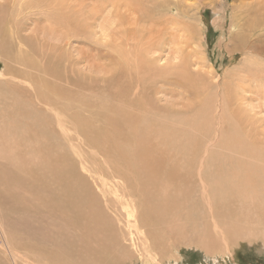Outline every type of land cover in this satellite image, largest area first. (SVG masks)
<instances>
[{"label": "rangeland", "instance_id": "374dc122", "mask_svg": "<svg viewBox=\"0 0 264 264\" xmlns=\"http://www.w3.org/2000/svg\"><path fill=\"white\" fill-rule=\"evenodd\" d=\"M56 3H61V6L54 11L51 7ZM15 5L10 8L7 0H0V13L2 17L6 15L2 18L0 32L3 38L0 71L4 70L0 72V135L3 138L0 139V223L10 228V233L6 228L7 235L13 237L14 246L20 251H26L23 241L35 243L39 248L55 246L58 253H73L72 264H84L83 251L87 253L89 245V249L84 248L83 251L79 246L80 254L77 248L79 242H71L73 231L84 235V230L85 236L90 237L83 238L77 233L79 240L92 239L93 245L97 242L93 264H264V183H250V187L240 183L239 179H244L243 170L247 167L235 161H225L224 156L229 154V148L222 143L224 139L231 138L232 146L240 154L236 150L232 153L244 156L237 147L243 148L249 136L247 131L256 128L259 118L263 119L261 122L264 125V82L262 87L256 82L264 71L254 68L264 67V56L250 50L264 47V0H16ZM12 16L15 18L12 19ZM10 23L13 25L10 26ZM133 35H136L135 39ZM127 42H136L144 55L154 58L156 63L154 67L145 68L143 82L146 90L149 88L148 96L152 86L155 85L152 92L159 89L151 94V99L158 98L153 99L155 103H147L151 106L150 114L142 115L145 117L138 119L140 123L132 119H137V110L133 109L130 113L131 108L127 107V103L122 106L124 102L116 97L118 94H114L117 88L114 83L109 84L111 80H107V75L118 61V49L121 54L123 48L132 54L137 51V47L126 46ZM118 44H121V48ZM10 47H13L12 50ZM186 60L190 61L188 69L192 71L199 70L208 75L213 72L212 81L219 85L207 91L197 83V74L190 75L196 83L190 82L191 78L186 81L181 67ZM103 77H107L106 81ZM155 77L157 82L152 80L153 85L150 79ZM203 78L209 81V77ZM220 86L228 92L224 93ZM109 102L114 103L113 106L118 104L116 111L112 110V104V107L107 104ZM239 104L241 109L237 110ZM153 105L156 108H152ZM4 106L8 111L3 110ZM118 108L124 113L120 110V114ZM164 108H168L169 112ZM154 109L159 115L154 113ZM177 109L180 111L174 113ZM126 110L132 114V118L128 117ZM88 113L94 115L89 116ZM58 114L68 120L67 125L65 123L66 128L70 129L68 132L75 130L81 135L86 133V137L82 138L84 153L81 151V155L71 149V144L76 143L71 142L75 141V135L72 134V138L71 134L63 136ZM242 116H249L246 123ZM85 117L95 126V139L100 140L92 139L91 131L84 124L89 122L85 121ZM101 123L104 128L100 126ZM170 124L174 125V133ZM235 125L246 127V130L241 131ZM142 127L144 130L140 134L144 137L140 136L143 139L137 133ZM233 127L239 128L238 134ZM110 128L115 129L116 135L121 134L106 145L103 136L107 141ZM31 134L32 140L29 139ZM130 134L132 137L137 134L133 139L139 145L137 141H132ZM238 142L240 144H236ZM89 143L103 149L91 148ZM114 144L117 148L113 147L112 150ZM95 150H104L106 155L98 157L99 153H92ZM114 153L117 154L115 157ZM248 161V172L264 178V162L260 159L258 162ZM89 162L90 165L87 164ZM105 163L123 169L118 175L124 184L127 183L129 196H118L121 188L113 179L107 178L106 186L99 179L97 181L95 170L106 171ZM134 166L135 170L132 169ZM110 202L112 205L116 203L114 210ZM123 202L128 204L130 213L137 207L139 227L151 239L155 259L141 250L137 252L138 248L137 251L130 248L127 242L130 234H134L133 239H138L140 234L137 228L129 225L134 217L121 209L124 208ZM220 210H223V214ZM120 217L128 226L118 221ZM76 219L78 225L75 230L72 226ZM117 224L122 225L124 231ZM232 227L240 229V232ZM46 228L53 233L46 231ZM49 241H52L51 245L47 243ZM124 242L130 249L124 246ZM31 248L36 249L35 245ZM0 261V264L10 263L4 253L0 254Z\"/></svg>", "mask_w": 264, "mask_h": 264}, {"label": "bare ground", "instance_id": "6f19581e", "mask_svg": "<svg viewBox=\"0 0 264 264\" xmlns=\"http://www.w3.org/2000/svg\"><path fill=\"white\" fill-rule=\"evenodd\" d=\"M51 2H52V0H50ZM17 3H18V1H17ZM40 3H41V1H39L38 3H37V5L39 6L40 5ZM16 4V0H7V6H9L10 8H12V7H14V5ZM116 4V3H115ZM1 5H3V4H1ZM7 6H6V8H7ZM15 6H17L18 7V5H15ZM61 6V3H56L55 5H53L51 8L55 11V10H57V8L56 7H60ZM18 9H19V7H18ZM6 10V9H5ZM0 12H2L1 11V9H0ZM3 16V14L1 15V13H0V32H2V25H1V21H2V18H4V17H2ZM8 17V16H7ZM13 18H15L14 16H12V19ZM8 19V18H7ZM9 19H10V17H9ZM10 21V20H9ZM11 22V21H10ZM9 23V22H8ZM3 24V23H2ZM12 25H13V23H12ZM11 25V23H10V26H12ZM240 26V25H239ZM6 27V26H5ZM11 29V27H9L8 26V29ZM253 28V27H252ZM244 30V29H243ZM5 31V30H4ZM9 31V30H8ZM240 31V30H239ZM122 32V31H121ZM125 32V31H124ZM136 32V31H135ZM5 33H7V30H6V32ZM15 34H16V32H14ZM142 33V32H141ZM134 34V33H133ZM143 35V34H142ZM17 36V35H16ZM133 36H135L134 37V39L136 38V35H133ZM144 36V35H143ZM122 37H124L123 35H122ZM121 37V38H122ZM127 38V37H126ZM133 39V38H132ZM2 40H3V38L1 39V33H0V45H1V43H2ZM127 40V39H126ZM123 41V40H122ZM119 42V41H118ZM126 42V41H125ZM131 42V41H130ZM259 43V42H258ZM121 44H123V43H121ZM121 44H118L119 46H120V48H121ZM247 44V43H246ZM7 45V44H6ZM126 46H129L130 48L131 47H137V51L135 52V53H130L129 51H127L126 49H124L123 48V52H122V54L121 53H118L119 52V49L116 51V53L118 54V61L117 62H115V67L112 69V70H110V74L109 75H107V77H103V79H104V81H106V79L105 78H107V80L109 79V80H111L112 82H109V84L111 83V84H113V85H115V88H117V90L116 89H114V94H118V96H116L117 98H119V100L121 99L123 102H124V105H122V106H125V103H127V107H129V108H131V110L129 111L130 113L133 111V109H136L137 110V112L139 113H136L138 116H137V119H135V118H132L133 116H132V114H130L129 112H127V110H126V113L128 114L129 113V115H128V117L129 116H131V118L133 119V121L134 120H140V118H141V116L142 115H144L145 114V116H147V115H149L150 113H149V109L151 108V106L150 105H147V103H149V102H151V101H153V99L154 98H158V97H154L153 99H151V94H154L155 93V91L158 89H156L154 92H152V90L153 89H155L154 87H155V85H154V83H155V81L157 82V78H159V76L156 78L155 77V79H150L151 80V84H153L154 85V87L152 86V88H150V90H149V96H148V92H147V90L149 89H147L146 90V88L144 87V82H143V78H144V74H143V71H146L145 70V68L147 67V66H153L154 67V65L156 64L155 62H154V58H152V57H150V58H148V56H145L146 54L144 53V52H142L141 51V47L139 46V45H137V43L135 42L134 44H131V43H129V42H127L126 44H125ZM137 45V46H136ZM7 46H9V45H7ZM125 46V48H127ZM252 46V45H251ZM2 47V46H1ZM5 47V46H4ZM11 48V47H10ZM13 48V47H12ZM12 48H11V50H12ZM19 48V47H18ZM117 48V47H116ZM245 48V47H244ZM4 49V48H3ZM231 50H233L234 51V49H231ZM251 51H255V52H257V53H262L261 55V57H263L264 56V47H261V48H258V47H254V48H252V49H250ZM10 51V50H9ZM18 51V49L16 50V52ZM2 52H5V51H2ZM19 52H21V51H19ZM46 53V52H45ZM257 53H256V55H257ZM13 54H16V53H14L13 52ZM145 54V55H144ZM18 55V54H17ZM11 56H13V55H11ZM31 56V55H30ZM18 57H19V55H18ZM15 58H16V55H15ZM42 58V57H41ZM14 59V58H13ZM9 63H11V61H8ZM112 63V62H111ZM189 63H190V61L189 60H186V61H184V62H182L181 63V67H182V75H183V77L186 79V81H188L190 78V82H192V81H194L195 83H196V80H194V78L193 77H190V75L191 74H197L198 75V77H199V81H197V83L202 87V88H206V90L208 91V89L209 88H211V87H214V86H218L219 84H218V82H213L212 81V79L214 78V75H213V72L210 74V75H208V74H203L202 72H200L199 70H195V71H192V69H188V65H189ZM46 66H47V64H46ZM159 66V65H158ZM157 66V67H158ZM175 66V65H174ZM5 67H6V64H5ZM48 67V66H47ZM160 67V66H159ZM257 67V68H256ZM254 68H256L257 69V71H264V67L262 68V67H260V66H255ZM8 69V68H7ZM6 69V70H7ZM120 70H122L123 72H120ZM165 70V69H164ZM2 71H4L3 69H2ZM2 71H0V72H2ZM159 71V70H158ZM161 71V70H160ZM21 73V72H20ZM19 73V74H20ZM146 73V72H145ZM180 73V72H179ZM256 73V72H255ZM12 74V73H11ZM75 74V73H74ZM73 74V75H74ZM80 74V73H79ZM120 74H121V77H120ZM257 74V73H256ZM263 74H264V72H263ZM25 76V75H24ZM128 76L130 77L129 79H128ZM146 76V75H145ZM164 76H165V74H164ZM180 76H181V74H180ZM203 76H205L206 77V79H207V77H209V81L208 82H206L205 80H204V78H203ZM29 77V76H28ZM151 76H149V78H150ZM175 77V76H174ZM182 77V76H181ZM181 77H180V79H181ZM17 78V77H16ZM22 78V77H21ZM82 78H83V76H82ZM160 78H162V76H160ZM23 79V78H22ZM25 79V78H24ZM28 79V78H27ZM147 79V78H146ZM232 79V78H231ZM30 80V79H29ZM124 80H125V82H124ZM148 80V79H147ZM152 80H154V83H153V81ZM163 80H165V79H163ZM162 79H161V81H163ZM241 80V79H240ZM159 81H160V79H159ZM176 81V80H175ZM232 81V80H231ZM142 82H143V84H142ZM148 82V81H147ZM256 82L258 83V85H263L262 84V82H264V75L263 76H261L260 78H258V79H256ZM7 83H9V81L7 82ZM17 83V82H16ZM184 83V82H183ZM37 84V83H36ZM193 84V83H192ZM236 84V83H235ZM108 85V84H107ZM157 85V84H156ZM196 85V84H195ZM199 85H198V87H199ZM106 86V85H105ZM145 86H146V84H145ZM149 86H151V85H149ZM174 86H176V84L174 85ZM39 87V86H38ZM109 87V86H108ZM148 87V86H147ZM178 87V86H177ZM177 87H175V88H177ZM200 87V88H201ZM262 87V86H261ZM106 88V87H105ZM201 88V89H202ZM218 88V87H217ZM220 88L222 89V91L224 92V93H226V92H228V90L226 91V89L225 88H223V87H221L220 86ZM11 89V88H10ZM41 89V88H40ZM87 89V88H86ZM107 89H109V88H107ZM180 89V88H179ZM42 90V89H41ZM44 90V89H43ZM91 90V89H90ZM159 90V89H158ZM184 90V89H183ZM200 90V89H199ZM203 90H205V89H203ZM14 91H16V90H14ZM49 91V90H48ZM110 91V90H109ZM118 91V92H117ZM180 91V90H179ZM202 91V90H201ZM200 91V92H201ZM210 91V90H209ZM216 91H218V90H215V92ZM222 91H221V93H222ZM46 92V91H45ZM103 92V91H102ZM105 92V91H104ZM205 93V92H204ZM210 93V92H209ZM212 93V92H211ZM219 93H220V91H219ZM261 93V92H260ZM20 94V93H19ZM179 94V93H178ZM217 94V93H216ZM45 96V95H44ZM107 96H109V95H107ZM209 97H210V95H208ZM13 97V96H12ZM16 97V96H15ZM91 97H93V96H91ZM106 98V97H105ZM108 98V97H107ZM23 99V98H22ZM60 99V98H59ZM83 99V98H82ZM109 99H110V97H109ZM109 99H106L107 101H112V100H109ZM116 99V98H115ZM206 99V98H205ZM32 100V99H31ZM86 100V99H85ZM105 100V101H106ZM118 100V99H117ZM120 100V101H121ZM155 100V99H154ZM159 100V99H158ZM234 100H236V97L234 96ZM4 101V100H3ZM6 101V100H5ZM34 101V100H33ZM84 101V100H83ZM87 101V100H86ZM94 101H96V100H94ZM98 101V100H97ZM103 101V100H102ZM126 101V102H125ZM238 101V100H237ZM21 102V101H20ZM77 102H78V100H77ZM76 102V103H77ZM110 102L109 103H107L108 105H110L111 106V104H110ZM113 102V101H112ZM115 103H117V102H119V101H114ZM122 102V103H123ZM1 103V102H0ZM6 103V102H5ZM78 103H80V102H78ZM91 103H93V101L91 100ZM100 103V102H99ZM104 103V102H103ZM102 103V104H103ZM121 103V102H120ZM152 103H155V101H153ZM234 103V102H233ZM2 104V103H1ZM96 104H97V102H96ZM101 104V103H100ZM105 104V103H104ZM114 104V103H113ZM113 104H112V106H113ZM144 104V105H143ZM157 104V103H156ZM158 104H159V102H158ZM237 104V103H236ZM36 105V104H35ZM85 105V104H84ZM99 105V104H98ZM98 105H96L97 107H98ZM163 105V104H162ZM232 105V104H231ZM5 106H7L6 104H5ZM4 106V108H3V110H6V108L7 107H5ZM15 106V105H14ZM21 106H22V104H21ZM86 106H87V104H86ZM85 106V107H86ZM91 106H93V105H91ZM95 106V107H96ZM100 106V105H99ZM111 106V107H112ZM116 107L118 106V104L117 105H115ZM115 106H113L112 108H114V109H112V110H114V111H116L115 109H117V108H115ZM160 106V105H159ZM165 106V105H164ZM164 106H162V107H164ZM10 107V106H9ZM94 107V106H93ZM92 107V108H93ZM94 107V108H95ZM101 107V106H100ZM99 107V108H100ZM103 107V106H102ZM105 107H106V105H105ZM108 107V106H107ZM106 107V108H107ZM110 107V108H111ZM1 109H2V107H0ZM39 108V107H38ZM152 108H156V107H154V105L152 106ZM160 108V107H159ZM49 109V108H48ZM108 109H109V107H108ZM160 109H162V108H160ZM165 109V111L167 110H169L168 108L166 109V108H164ZM175 109V108H174ZM241 109V106H240V104H239V106H238V109L237 110H240ZM23 110V109H22ZM93 110V109H92ZM97 110V109H96ZM99 110V109H98ZM100 110H101V108H100ZM109 110H111V109H109ZM119 110V111H118ZM118 112L120 113V114H122V110L120 109V108H118ZM120 110L122 111V112H120ZM155 110V109H154ZM154 110H151V111H154ZM157 110V109H156ZM155 110V111H156ZM206 110V109H205ZM6 111H8V110H6ZM12 111V110H11ZM20 111V110H19ZM18 111V112H19ZM52 111V110H51ZM80 111V110H79ZM135 111V110H134ZM141 111H144V113L143 114H141ZM158 111H162V110H159L158 109ZM180 110H174V113H178ZM3 112V111H2ZM13 112V111H12ZM87 112V111H86ZM95 112V111H94ZM101 112V111H100ZM169 112V111H168ZM167 112V113H168ZM1 113V112H0ZM4 113V112H3ZM82 113V112H81ZM106 112L104 111V114H105ZM109 113V112H108ZM124 113V112H123ZM135 113V112H134ZM154 113H157V111L156 112H154ZM154 113H153V115H154ZM159 113V112H158ZM157 113V114H158ZM166 113V112H165ZM8 114V113H7ZM10 114V113H9ZM8 114V115H9ZM14 114V113H13ZM44 114V113H43ZM79 114V113H78ZM89 114V116H92V115H94V114H90V113H88ZM87 114V115H88ZM101 114H103V113H101ZM110 114H111V112H110ZM161 114V113H160ZM163 115H164V112L162 113ZM213 114V113H212ZM15 115V114H14ZM29 115V114H28ZM57 115V114H56ZM81 115H83V114H81ZM80 115V116H81ZM113 115V114H112ZM111 115V116H112ZM159 115V114H158ZM1 116V115H0ZM3 116V115H2ZM7 116V115H6ZM44 116V115H43ZM144 116V117H145ZM155 116H157V115H155ZM191 116V115H190ZM37 117V116H36ZM104 117H106V115L104 116ZM143 116H142V119L144 118ZM161 117H164V116H161ZM161 117H159V118H161ZM166 117V116H165ZM4 118V117H3ZM32 118V117H31ZM57 118H58V120H59V125L61 126L60 128H62V134H63V136H65V135H67L68 136V134L71 136V138H72V134H74L75 135V141H72L71 140V142H76V143H73V144H71V149H74V150H76L78 153L77 154H79V155H81V151L83 150V140H82V138L84 139V137L83 136H85L86 137V133L85 132H83V134L81 135L79 132H77V131H75V130H73L72 132H68V130H70L68 127L66 128V126H65V123H66V125H67V122H68V120L67 119H65V117H64V115H61V114H58V116H57ZM95 119H96V117H94ZM109 118V117H108ZM149 118H154V119H156L155 117H149ZM149 118H148V121H151V120H149ZM167 118V117H166ZM187 118H189V117H187ZM242 118V120H243V122L244 123H246V120L249 118V116L246 118L245 116H242L241 117ZM30 119V118H29ZM35 119V117L33 118V120ZM80 119V118H79ZM141 119V120H142ZM186 119V118H185ZM184 119V120H185ZM197 119V118H196ZM9 120V119H8ZM48 120V119H47ZM51 120V119H50ZM120 120V119H119ZM126 120H128V119H126ZM138 120V121H139ZM158 120V119H157ZM193 120V119H192ZM263 119L262 118H259V122L257 123V125H256V128L253 130V131H247V132H249V136H248V138H247V141L246 142H244V144H243V148H239V147H237L238 149H239V151H240V149H241V151H243V153L242 154H245L244 156L243 155H235V154H233L232 152L233 151H235L236 149H234L235 148V146L233 147L232 146V142L230 141L231 140V138H230V140L228 139V140H225L224 139V142H222V143H224V144H226V146L229 148V154L228 153H226V155L224 156V159H226L225 161H230V162H237V163H240V164H243L244 166H246L247 167V169L246 170H243V171H245V177H244V179L242 180V179H239V181H240V183H242L243 185H247L248 187H250V183H264V178L263 177H261V175L260 176H258V177H256V174H252V173H250V172H248V170L250 169L249 168V166H248V163H249V161H248V159L249 160H253V161H255V162H258L257 160H262L263 162H264V125L262 124V121ZM83 121V120H82ZM85 121H89V118L87 117H85ZM147 121V120H146ZM171 121V120H170ZM143 122H145V121H143ZM156 122V121H155ZM158 122H159V120H158ZM163 123H165V122H167V121H162ZM172 122V121H171ZM191 122V121H190ZM190 122H188V123H190ZM239 122V121H238ZM126 123V122H125ZM136 123V122H135ZM139 123H140V121H139ZM138 123V125H141V124H139ZM148 123V122H147ZM187 123V122H186ZM241 123V122H240ZM25 124V123H24ZM87 127H88V129L91 131V134H92V136H93V138L92 139H94V140H100V139H95V137L97 138V136H95L94 137V134H95V126H93L91 123H90V121L89 122H85L84 123ZM133 124V123H132ZM132 124H131V126H132ZM143 124V123H142ZM152 124V123H151ZM150 124V125H151ZM160 124H162V123H160ZM195 124H197V123H195ZM26 125V124H25ZM24 125V126H25ZM95 125V124H94ZM105 125V124H104ZM129 125V124H128ZM144 125V124H143ZM146 126H147V124H145ZM155 125H157V124H155ZM164 125V124H163ZM165 125H168V124H165ZM171 125V124H170ZM186 125H188V124H186ZM242 125H243V123H242ZM100 126H102L103 127V123H101V125ZM134 126V125H133ZM146 126H145V128H146ZM172 126V132L174 131V125H171ZM170 126V127H171ZM228 126V125H227ZM236 126V125H235ZM241 126V125H240ZM26 127V126H25ZM49 127V126H48ZM105 127V126H104ZM103 127V128H104ZM126 126L124 125V127L123 128H125ZM130 127V126H129ZM139 127V126H138ZM163 127V126H162ZM166 127V126H165ZM169 127V128H170ZM176 127V126H175ZM237 127H239V125L238 126H236V128ZM2 128H3V126H2ZM27 128V127H26ZM50 128H51V126H50ZM137 128V127H136ZM151 128H154V127H151ZM201 128V127H200ZM235 127H233V129H236ZM240 128V130L241 131H243V130H246V127H239ZM239 128H238V130H239ZM1 129V128H0ZM31 129V128H30ZM32 129H33V127H32ZM37 129V128H36ZM139 129V128H138ZM137 129V130H138ZM203 129V128H202ZM28 130V132H27V134L29 133V129H27ZM35 130V129H34ZM125 130V129H124ZM142 130H144L143 129V127H142V129H141V131H137V133L139 134V136L141 135V136H143V134L141 133L140 134V132H142ZM149 130V129H148ZM158 130V129H157ZM161 129H159V131H160ZM237 130V129H236ZM238 130H237V133L236 134H238L239 132H238ZM19 131V130H18ZM22 131H24V130H22ZM33 131V130H32ZM38 131V130H37ZM96 131H97V129H96ZM154 131H156V130H154ZM159 131H157V132H159ZM240 131V133H243V132H241ZM1 132H4V131H1ZM20 132V131H19ZM34 132V131H33ZM116 131H115V129L114 128H110L109 130H108V139H107V141H105V138H104V136H103V142L106 144V143H108L110 140H112V139H114V137L116 138V136H117V138L120 136V134L121 133H119V131H118V129H117V132L119 133V135H116V133H115ZM134 132L136 133V131L134 130ZM146 131H143V133H145ZM162 132V131H161ZM177 132V131H176ZM25 134H26V132H24ZM43 133V132H42ZM96 133H98V132H96ZM174 133V132H173ZM231 133H232V131H231ZM2 134V133H1ZM24 134V135H25ZM26 134V135H27ZM37 134V133H36ZM115 134V135H114ZM128 134V133H127ZM149 134V133H148ZM8 135H11V134H8ZM25 135V136H26ZM30 135V134H29ZM32 135L33 134H31V137L29 138V139H31L32 138ZM131 135V134H130ZM134 135H136L137 136V134H133V137H134ZM150 135V134H149ZM156 135V134H155ZM245 135V134H244ZM18 136H21V138L23 137L22 135H18ZM99 136V135H98ZM140 136V137H141ZM158 136V135H157ZM175 136V135H174ZM190 136V135H189ZM0 139L1 140H3V138H2V136L0 135ZM14 137V136H13ZM28 137V136H27ZM74 137V136H73ZM100 137V136H99ZM129 137V136H128ZM131 137H132V135H131ZM133 137H132V139H133ZM139 137V138H140ZM144 137V136H143ZM146 137H148L147 135H146ZM163 137H164V135H163ZM162 137V138H163ZM240 137V136H239ZM238 137V138H239ZM246 137V136H245ZM20 138V137H19ZM19 139V140H22V139ZM122 138H124V136H122ZM130 138V137H129ZM138 138V137H137ZM142 138V137H141ZM140 138V139H141ZM149 138V137H148ZM153 138V137H152ZM161 138V137H160ZM166 138V137H165ZM200 138V137H199ZM235 138V137H234ZM244 138V137H243ZM24 139V138H23ZM33 139H34V137H33ZM73 139V140H74ZM125 139V138H124ZM143 139V138H142ZM150 139H151V136H150ZM158 139V138H157ZM156 139V140H157ZM187 139V138H186ZM191 139V138H190ZM32 140V139H31ZM52 140H53V138H52ZM93 140V141H94ZM131 140V139H130ZM134 140H135V138L132 140L133 142H134ZM171 140V139H170ZM244 140H245V138H244ZM43 141V140H42ZM92 141V140H91ZM92 141V143H94ZM131 141V142H132ZM135 141H137V140H135ZM151 141H153L152 139H151ZM178 141V140H177ZM226 141V142H225ZM25 142V141H24ZM33 142V141H32ZM77 142H78V144H77ZM113 141H111L110 143H112ZM127 142H129L128 140H127ZM144 142V144H145V141H143ZM142 142V143H143ZM189 142V141H188ZM54 143V142H53ZM52 143V144H53ZM92 143L90 144L89 143V147H91V148H95V147H97V148H101V149H103L101 146L100 147H98V146H95L94 147V145H92ZM97 143V142H96ZM99 143V142H98ZM161 143H162V141H161ZM221 143V142H220ZM219 143V144H220ZM242 143V142H241ZM103 144V143H102ZM122 144H123V141H122ZM133 144H135V143H133ZM137 144H138V141H137ZM149 144V143H148ZM177 144V143H176ZM190 144V143H189ZM236 144H240L239 142L238 143H236ZM23 145H25V144H23ZM107 145V144H106ZM109 145V144H108ZM113 145V144H112ZM130 145H132V144H130ZM139 145V144H138ZM137 145V146H138ZM195 145V144H194ZM223 145V144H222ZM242 145V144H241ZM31 146H33V145H31ZM123 146H126L125 144H123ZM133 146V145H132ZM135 146V145H134ZM221 146V145H220ZM44 147V146H43ZM84 147H86V146H84ZM103 147H104V145H103ZM113 147H116L115 146V144H114V146H112V150H113ZM128 147V146H127ZM154 147V146H153ZM191 147H193V146H191ZM240 147H242V146H240ZM40 148V147H39ZM107 148V147H106ZM117 148V147H116ZM155 148H157L156 147V145H155ZM222 148H224V147H222ZM32 149V148H31ZM41 149V148H40ZM70 149V148H69ZM96 149V148H95ZM104 149H105V147H104ZM109 149V148H108ZM134 149H136L135 147H134ZM140 149V148H139ZM158 149V148H157ZM187 149V148H186ZM231 149V150H230ZM106 150V149H105ZM125 150V149H124ZM126 150H128V149H126ZM144 150V149H143ZM159 150V149H158ZM157 150V151H158ZM225 150V149H224ZM228 150V149H227ZM227 150H225V151H227ZM73 151V150H72ZM108 151V150H107ZM237 152L236 153H238V154H240L239 152H238V150H236ZM37 152V151H36ZM83 152V151H82ZM92 152V151H91ZM90 152V153H91ZM120 152V151H119ZM126 152V151H125ZM135 152H136V150H135ZM161 152V151H160ZM167 152V151H166ZM210 152V151H209ZM40 153V152H39ZM59 153V152H58ZM57 153V154H58ZM84 153V152H83ZM86 153V152H85ZM94 155H96L97 153H99L100 155L98 156V157H100V156H104V154H105V152H104V150L103 151H97V150H95V151H93L92 152ZM107 153V152H106ZM116 153H118V152H116ZM127 153H129V151H127ZM127 153H126V155H127ZM131 153V152H130ZM129 153V154H130ZM137 153V152H136ZM136 153L134 154V155H136ZM110 154V153H109ZM159 154V153H158ZM162 154V153H161ZM167 154V153H166ZM106 155V154H105ZM111 155V154H110ZM117 155V154H116ZM115 155V153H114V157L116 156ZM218 155V154H217ZM112 156V155H111ZM125 156V155H124ZM130 156V155H129ZM97 157V156H96ZM108 157H110V156H108ZM128 157V156H127ZM135 157V156H134ZM134 157H130V158H134ZM186 157V156H185ZM43 158V157H42ZM82 158V157H81ZM118 159H119V157H117ZM122 158H123V156H122ZM89 159V158H88ZM111 159V158H110ZM118 159H116V160H118ZM85 160V159H84ZM96 160H98V159H96ZM123 160V159H122ZM182 160V159H181ZM80 161H81V159H80ZM90 162H91V159L89 160ZM119 161H120V159H119ZM126 161H129V160H126ZM125 161V162H126ZM133 161H135V160H133ZM90 162L89 163H87V164H89L90 165ZM98 162V161H97ZM118 162V161H117ZM121 162V161H120ZM150 162H151V160H150ZM261 161H259V163H260ZM92 163V162H91ZM108 163V162H107ZM105 163L104 165L106 166V168H104V169H106V171H99V172H97L98 170H95V173H97V181H101L100 183H102V185H105L106 186V183H108L107 182V178L108 179H113L114 181H115V184L117 185V186H120L119 187V189L121 190L120 192H119V194H118V196L119 197H125V196H129L128 194H129V190H128V185H127V183L126 184H124L123 183V181H122V179L120 178L121 176L120 175H118V172H122V170L123 169H116V168H114V167H111V166H108V164L110 163ZM126 163H129V162H126ZM152 163V162H151ZM252 163V162H251ZM81 164H83V163H81ZM111 164V163H110ZM134 165H135V163H133ZM137 164V163H136ZM201 164V163H200ZM203 164V163H202ZM56 165V164H55ZM93 165V164H92ZM112 165V164H111ZM122 165V164H121ZM146 165V164H145ZM150 165V164H149ZM47 166V165H46ZM54 166V165H53ZM101 166V165H100ZM112 166H115L114 164L112 165ZM129 166H131V165H129ZM129 166H127V167H129ZM156 166V165H155ZM203 166V165H202ZM89 167V166H88ZM92 167V166H91ZM96 167H98L97 165H96ZM123 167V166H122ZM132 167V166H131ZM131 167H130V169H131ZM143 167H144V164H143ZM253 167V166H252ZM100 168V167H99ZM102 168V167H101ZM135 168V166L132 168L133 170H135L134 169ZM147 168H148V166H147ZM149 168H151L150 166H149ZM263 168V167H262ZM88 169H91V168H88ZM87 169V170H88ZM128 169V168H127ZM129 169V171H131ZM140 169H142V168H140ZM145 169H146V166H145ZM229 168H227L226 170H228ZM92 170V169H91ZM94 170V169H93ZM125 170V169H124ZM139 170V169H138ZM146 170H148V169H146ZM89 171V170H88ZM126 171V170H125ZM137 171V170H136ZM154 171V170H153ZM141 171H139L138 173H140ZM146 172V171H145ZM34 173V172H33ZM35 173H37V172H35ZM91 173V172H90ZM94 173V174H95ZM143 173V172H142ZM152 173V172H151ZM264 173V171L262 172V174ZM89 174V173H88ZM132 174V173H131ZM155 174V173H154ZM240 174H241V171H240ZM238 175V174H237ZM242 175V174H241ZM43 176V175H42ZM46 176V175H45ZM91 176H93L92 175V173H91ZM124 177H126V174L124 173ZM241 177V176H240ZM56 178H58V177H56ZM146 178V177H145ZM44 179V178H43ZM46 179V178H45ZM99 179V180H98ZM123 180H124V178H123ZM92 181V180H91ZM238 181V180H237ZM154 182H155V180H154ZM225 182V181H224ZM17 183V182H16ZM153 183V182H152ZM33 184V183H32ZM41 187V186H40ZM95 187V186H94ZM102 187V186H101ZM123 188V189H122ZM247 188V187H246ZM149 188H147V190H148ZM101 190V189H100ZM140 190V189H139ZM139 190H138V192H139ZM247 190V189H246ZM249 190V189H248ZM251 190V189H250ZM249 190V191H250ZM97 192V191H96ZM141 192H142V190H141ZM140 192V193H141ZM149 192V191H148ZM254 192V191H253ZM144 193V192H143ZM46 194V193H45ZM57 194V193H56ZM59 194V193H58ZM97 194H98V192H97ZM142 194V193H141ZM145 194V193H144ZM53 195V194H52ZM136 195H138V194H136ZM49 196V195H48ZM88 196V195H87ZM231 196V195H230ZM235 196V195H234ZM251 196V195H250ZM51 197V196H50ZM67 197V196H66ZM131 197V196H130ZM135 197H137V196H135ZM237 197V196H236ZM236 197H234V199L236 198ZM243 197V196H242ZM21 198V197H20ZM81 198H82V196H81ZM80 198V199H81ZM108 198V197H107ZM74 199V198H73ZM132 199V198H131ZM252 199V198H251ZM52 200H54V199H52ZM66 200V199H65ZM86 200V199H85ZM238 200V199H237ZM55 202V201H54ZM78 202V201H77ZM85 202V201H84ZM92 202V201H91ZM252 202V201H251ZM256 202V201H255ZM58 203H59V201H58ZM79 203V202H78ZM81 203V202H80ZM83 203V202H82ZM93 203V202H92ZM75 204H77V203H75ZM75 204H73V206H75ZM91 204V203H90ZM108 205H109V202L107 203ZM69 205V204H68ZM68 205H67V207H68ZM71 205H72V202H71ZM101 205V204H100ZM106 205V204H105ZM108 205H106L107 207H108ZM110 205H112L111 204V202H110ZM114 205V204H113ZM112 205V206H113ZM136 205V204H135ZM134 205V206H135ZM31 206V205H30ZM77 206V205H76ZM75 206V207H76ZM81 206V205H80ZM97 206V205H96ZM99 206V205H98ZM115 207H116V203H115V205H114ZM114 206H113V210H114ZM123 206H124V208L123 207H121V209H125V212L128 214V215H130V217H134V219H133V221L132 222H129V225H131V226H133V228L135 227V228H137V233H139L140 234V237H138V239H133L132 237H133V233L132 234H130V238H128L127 240V242L129 243V245H130V248H133V249H136V251H137V248H138V251L137 252H140L139 250H141V251H143L145 254H147V256L149 255L150 257H151V259H155V254L156 253H154V246H153V243L151 242V239L150 238H148V235H147V232L146 231H144V229L142 230L140 227H139V222H138V215H137V207H136V209H135V211H133L132 213H130L129 211H128V204L127 203H125V202H123ZM133 206V207H134ZM145 206V205H144ZM91 207H93V206H91ZM24 208V207H23ZM72 208V207H71ZM105 207H103V209H104ZM1 209V208H0ZM4 209V208H3ZM64 209V208H63ZM77 209V208H76ZM79 209V208H78ZM83 209V208H82ZM91 209V208H90ZM112 209V208H111ZM12 210V209H11ZM74 210V209H73ZM80 210V209H79ZM131 210V209H130ZM140 210V209H139ZM75 211V210H74ZM93 211V210H92ZM110 211V210H109ZM116 211V210H115ZM124 211V210H123ZM191 211V210H190ZM189 211V212H190ZM221 211H222V214H223V210H220V213H221ZM13 212H14V210H13ZM77 212V211H76ZM79 213H81L82 212V210H81V212L80 211H78ZM90 212V211H89ZM101 212V211H100ZM106 212H107V210H106ZM111 212V211H110ZM118 212V211H117ZM5 213V212H4ZM82 213H84L85 215H86V212H82ZM96 213H98V211L96 212ZM108 213V212H107ZM119 213H121V212H119ZM118 213V214H119ZM17 214V213H16ZM83 214V216H85ZM88 214V213H87ZM1 215V214H0ZM3 215V214H2ZM43 215V214H42ZM65 215V214H64ZM110 215L112 216V214L110 213ZM114 215H116V213L114 214ZM12 216V215H11ZM22 216V215H21ZM24 216V215H23ZM79 216V215H78ZM87 216H89V215H87ZM92 216V215H91ZM97 216V215H96ZM26 217V216H25ZM30 217V216H29ZM82 217V215H80V218ZM23 218V217H22ZM66 218V217H65ZM105 218H107V217H105ZM111 218V217H110ZM114 218H115V220H117L116 219V217L114 216ZM126 218H128V217H126ZM67 219V218H66ZM93 219V218H92ZM102 219V218H101ZM100 219V220H101ZM125 219V218H124ZM129 219V218H128ZM3 221H4V219H2ZM11 220V219H10ZM16 220H18V219H16ZM75 219H73L72 221H74ZM140 220V219H139ZM6 221V220H5ZM14 221V220H13ZM43 221V220H42ZM79 221V220H78ZM90 221V220H89ZM88 221V222H89ZM93 221V220H92ZM111 221V220H110ZM119 222H121V223H124V221L122 220V217H120V220H118ZM118 221H115V222H118ZM123 221V222H122ZM52 222V221H51ZM55 222H56V220L55 221H53V227H55ZM83 222H84V220H83ZM105 222V221H104ZM127 222V221H126ZM237 222V221H236ZM62 223V222H61ZM85 223V222H84ZM109 223V222H108ZM112 223V222H111ZM2 224H4L3 222H2ZM1 223H0V254L1 253H4L5 255H7V257L9 258V261H10V263L9 264H72L71 262L72 261H74V256H73V253H68L67 251H65L64 253H58L57 251H56V249H55V246H49L48 248H44V247H37L36 246V244L35 243H32L31 244V242H29V241H23V243H24V249L26 250V251H20L18 248H16L15 246H14V242H13V237L11 236L10 238L8 237V235H7V229L9 228V227H5V226H3ZM9 224V223H8ZM12 224V223H11ZM47 224V223H46ZM51 224V223H50ZM69 224H70V222H69ZM74 225H75V227H74V225L72 226L74 229L76 228V226L78 225L77 224V219H76V223H73ZM86 224V223H85ZM110 224V223H109ZM125 224H126V226H128V224L127 223H124V226H125ZM237 224V223H236ZM87 225H88V223H87ZM97 225V224H96ZM107 225V224H106ZM121 225V224H120ZM238 225V224H237ZM9 226V225H8ZM42 226V225H41ZM85 226V225H84ZM90 226V225H89ZM116 226V225H115ZM117 226H119L118 224H117ZM122 226V225H121ZM121 226H119L122 230H123V228L121 227ZM16 227V226H15ZM29 227V226H28ZM43 227V226H42ZM48 227V226H47ZM51 227H52V225H51ZM58 227V226H57ZM63 227V226H62ZM71 227V228H72ZM78 227H82V225L81 226H78ZM87 227V226H86ZM92 227V226H91ZM7 228V229H6ZM13 228V227H12ZM31 228H32V226H31ZM70 228V227H69ZM72 228V229H73ZM92 228H94V227H92ZM23 229V228H22ZM232 229H234L236 232H240L239 230L240 229H236L235 227H232ZM76 230V229H75ZM85 230H86V228H85ZM89 230V229H88ZM98 230V229H97ZM116 230H119L117 227H116ZM127 230V229H126ZM125 230V231H126ZM12 231V230H11ZM32 231V230H31ZM37 231V230H36ZM46 231H51L52 232V230L50 229V230H47V228H46ZM58 231V230H57ZM68 231H71V230H68ZM73 231V230H72ZM121 231V230H120ZM124 231V230H123ZM122 231V232H123ZM133 231V230H132ZM13 232V231H12ZM11 232V233H12ZM25 232V231H24ZM74 232V233H73ZM73 232H71V234L73 233V235L71 236V234H70V236H71V242H79L78 243V247L77 248H79V246L82 248V251H83V249L85 248V249H89V251L86 253V251H83V252H85L84 253V258H85V262H84V264H93V262H94V260H95V257H93L94 256V253H95V249H97V248H95V243H97V242H95L94 243V241H93V243H94V245L92 244V242H91V240L92 239H87L88 237H90V236H85L86 234H85V231L83 230V233H84V235H83V238H84V236L85 237H87L86 238V240H88V241H86V240H84L83 238H81L80 240H79V237H77V233L78 234H80V236H82L81 235V232H78L77 231V233L75 232V231H73ZM118 232V231H117ZM128 232V231H127ZM9 233H10V228H9ZM14 233V232H13ZM26 233V232H25ZM24 233V234H25ZM53 233V232H52ZM87 233V232H86ZM112 233V232H111ZM119 233V232H118ZM121 233V232H120ZM119 233V234H120ZM131 233V232H130ZM135 233V232H134ZM20 234V233H19ZM37 234H40V233H37ZM104 234V233H103ZM119 234H118V238H119ZM126 234V233H125ZM138 234V235H139ZM87 235H88V233H87ZM111 235V234H110ZM114 235V234H113ZM224 235V234H223ZM109 236V235H108ZM128 236V235H127ZM19 237V236H18ZM27 237H29V235L27 236ZM69 237V236H68ZM110 237V236H109ZM122 237V236H121ZM38 238H39V236H38ZM47 238H48V236H47ZM59 238V237H58ZM57 238V239H58ZM123 238V237H122ZM22 239V238H21ZM28 239V238H27ZM30 239V238H29ZM93 239H94V237H93ZM96 239V238H95ZM18 240V239H17ZM31 240V239H30ZM70 240V239H69ZM108 240V239H107ZM110 240V239H109ZM53 241V240H52ZM52 241H49V242H47L49 245H51V242ZM66 241V240H65ZM68 241V240H67ZM116 241V240H115ZM200 241V240H199ZM111 242V241H110ZM113 242H114V240H113ZM117 242H120V241H117ZM204 242V241H203ZM16 243V242H15ZM69 243H70V241H69ZM68 243V244H69ZM102 243V242H101ZM116 243V242H115ZM123 243V242H122ZM121 243V244H122ZM54 244V243H53ZM111 244H112V242H111ZM206 244V243H205ZM20 245V244H19ZM35 245V248L36 249H34V250H32V248H31V246H34ZM42 245V244H41ZM67 245V244H66ZM72 245V244H71ZM70 245V246H71ZM87 245H89V248H88V246ZM68 246V245H67ZM100 246V245H99ZM108 246V245H107ZM109 246H110V244H109ZM108 246V247H109ZM115 246H117V245H115ZM114 246V247H115ZM118 246H120V245H118ZM124 246H125V242H124ZM128 245H127V243H126V246L125 247H127ZM69 247V246H68ZM105 247V246H104ZM104 247H103V249H104ZM110 247H112V246H110ZM124 247V248H125ZM161 247V246H160ZM20 248V247H19ZM106 248V247H105ZM128 248H129V246H128ZM129 248V249H130ZM21 249V248H20ZM99 249H100V247H99ZM102 249V250H103ZM68 250V249H67ZM70 250V249H69ZM68 250V251H69ZM29 251V252H28ZM78 251V250H77ZM117 251V250H116ZM128 251V250H127ZM71 252V251H70ZM81 251H80V248H79V253H80ZM120 252V251H119ZM143 252H141V253H143ZM121 253V252H120ZM125 253V252H124ZM128 253V252H127ZM29 254V255H28ZM81 254V253H80ZM118 254V253H117ZM126 254V253H125ZM122 255H123V253H122ZM124 256V255H123ZM122 256V257H123ZM128 256V255H127ZM130 256V255H129ZM148 256V257H149ZM4 258H5V256H4ZM6 259V258H5ZM30 259V260H29ZM108 259V258H107ZM6 260H8V259H6ZM99 260H100V258H99ZM111 260V259H110ZM109 260V261H110ZM8 261V262H9ZM102 261V260H101ZM0 262H2V261H0ZM103 262V261H102ZM106 262V261H105ZM112 263H113V261H112ZM115 263V262H114ZM113 263V264H114ZM3 264H5V263H3ZM6 264H7V262H6Z\"/></svg>", "mask_w": 264, "mask_h": 264}]
</instances>
